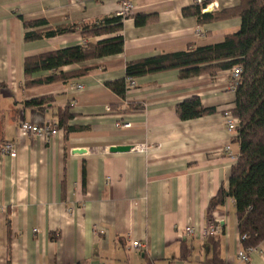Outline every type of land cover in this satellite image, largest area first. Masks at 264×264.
Wrapping results in <instances>:
<instances>
[{"label":"crops","instance_id":"crops-1","mask_svg":"<svg viewBox=\"0 0 264 264\" xmlns=\"http://www.w3.org/2000/svg\"><path fill=\"white\" fill-rule=\"evenodd\" d=\"M206 1L208 12L240 2ZM120 2L0 0V147L11 141L16 150L15 156L0 153V264H264V241L248 262L237 258L241 244L232 198L209 210L236 163L224 147L239 150L224 126L234 107L230 71L190 79H180L177 70L136 77L123 98L106 86L125 77L128 61L222 41L239 29V17L199 25L182 13L194 0H131L132 11L118 32L121 53L61 68L86 70L83 75L23 87L26 57L84 43L79 31L25 41L23 22L40 21L33 28L39 31L90 23L116 15ZM136 15L148 21L136 25ZM192 96L216 112L180 120L175 106ZM37 98L47 102L25 105ZM128 103L144 108L125 113ZM68 105L73 117L67 125L74 130L58 127L49 140L19 135L22 121L56 124L57 110ZM117 121L131 125L116 127ZM140 144L146 152L131 149ZM116 146L130 149L110 151ZM209 221L219 228L213 236L221 263L210 260L202 236ZM135 240L143 246L132 248Z\"/></svg>","mask_w":264,"mask_h":264},{"label":"trees","instance_id":"trees-1","mask_svg":"<svg viewBox=\"0 0 264 264\" xmlns=\"http://www.w3.org/2000/svg\"><path fill=\"white\" fill-rule=\"evenodd\" d=\"M207 1L202 2V6ZM194 3L182 10L183 15L194 16L199 25L224 19L239 17L240 27L236 32L225 34L222 41L203 46H188L176 52L144 57L125 64V77L106 83V86L120 97H125L131 89L128 79L177 70L180 79H190L202 75L215 76L222 71H231L240 66L241 73L235 83L234 107L228 114L239 122L234 141L238 143V159L231 167L228 187H220L209 204V210L221 206L227 197L233 199L237 229L242 248L257 247L264 241V0H240L235 7L219 12H201ZM120 16H106L90 23L60 26L45 31L33 30L40 21L23 22L24 40L64 35L79 31L83 44L73 45L26 57L23 63V87H33L83 75L86 70L63 72L62 67L87 60L115 55L123 51V36L118 34L122 27ZM136 25L148 21L146 15H136ZM95 40L99 36H107ZM39 71H50L46 76L33 77ZM45 98L30 100L25 105L40 107ZM70 106L57 110V126L65 133L74 130L67 122L73 117ZM141 104L128 103L124 112L143 110ZM216 112L215 107L205 106L198 96L185 99L175 106V114L180 120H191ZM211 261L221 263L219 240L213 235L207 237ZM182 257L187 251L182 249Z\"/></svg>","mask_w":264,"mask_h":264},{"label":"built area","instance_id":"built-area-1","mask_svg":"<svg viewBox=\"0 0 264 264\" xmlns=\"http://www.w3.org/2000/svg\"><path fill=\"white\" fill-rule=\"evenodd\" d=\"M204 0H194V3L199 5L201 7V12H205L209 9V5H204L202 6V2ZM132 11V3L131 0H121L120 2V8L117 12V15L120 16L122 19L129 16ZM196 36H202L203 34L199 31L196 30L195 32ZM241 73V68L240 66H235L231 69L230 71V84L229 88L230 90L234 91L235 90V83L238 81ZM130 82V85L133 86L132 79H128ZM238 120L231 116L230 114H226L224 116V126L226 129L233 134V136L237 135V128H238ZM130 122L127 121H117L115 123L116 127H122V128H128L130 127ZM59 131V128L57 124L54 123H44L42 125L38 124H32L29 122L22 121L19 125L18 128V133L20 136H27V135H34L36 137H39L43 140H49L53 136H55ZM133 151L137 152H146L147 151V146L144 144L140 145H135L131 147ZM224 152L229 156V158L236 162L238 159V154L233 153L231 151V148L229 145H226L224 147ZM0 153L3 155H10V156H15L16 155V150L13 142L8 141V142H3L0 147ZM219 231L218 226H216L213 222H208V225L206 228L202 230V236L208 237L210 235H216ZM186 235H191L194 230L192 227L188 226L185 228ZM244 236H242L240 239H243ZM130 245L134 249H139L141 246H143L141 243L138 241H131ZM256 248V247H255ZM252 247H247V248H242L240 247L238 252H237V258L239 259L240 262L246 263L249 260V254L255 249Z\"/></svg>","mask_w":264,"mask_h":264},{"label":"water","instance_id":"water-1","mask_svg":"<svg viewBox=\"0 0 264 264\" xmlns=\"http://www.w3.org/2000/svg\"><path fill=\"white\" fill-rule=\"evenodd\" d=\"M130 149V146H116V147H111L110 151H128Z\"/></svg>","mask_w":264,"mask_h":264}]
</instances>
